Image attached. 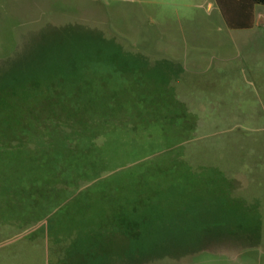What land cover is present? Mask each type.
Listing matches in <instances>:
<instances>
[{"label":"rangeland","instance_id":"obj_1","mask_svg":"<svg viewBox=\"0 0 264 264\" xmlns=\"http://www.w3.org/2000/svg\"><path fill=\"white\" fill-rule=\"evenodd\" d=\"M251 10L0 0V264H264Z\"/></svg>","mask_w":264,"mask_h":264},{"label":"trees","instance_id":"obj_2","mask_svg":"<svg viewBox=\"0 0 264 264\" xmlns=\"http://www.w3.org/2000/svg\"><path fill=\"white\" fill-rule=\"evenodd\" d=\"M221 14L229 27L247 26L240 18L252 16V6L255 4L264 5V0H217ZM188 125L191 126L190 122Z\"/></svg>","mask_w":264,"mask_h":264}]
</instances>
